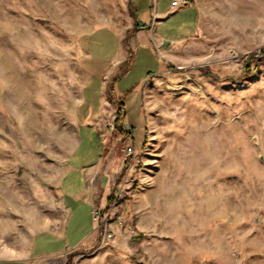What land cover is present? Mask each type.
<instances>
[{
  "label": "rangeland",
  "instance_id": "rangeland-1",
  "mask_svg": "<svg viewBox=\"0 0 264 264\" xmlns=\"http://www.w3.org/2000/svg\"><path fill=\"white\" fill-rule=\"evenodd\" d=\"M172 1L0 0V259L24 257L35 219L48 210L41 198L72 150L73 163L90 164L104 147L98 182L112 189L107 207L123 221L112 225L114 239L129 236L125 226L138 232L129 236L136 264H264V57L255 56L264 49V0H188L195 10L162 19L178 26L192 13L193 27L169 37L158 13ZM155 25L157 34L166 27L161 39L150 57L138 54L125 82L135 84L154 58L157 72L126 100L121 128L108 124L104 146L75 119L79 65L108 69L122 29L126 69L130 42L140 31L151 37ZM113 89L110 81L109 98Z\"/></svg>",
  "mask_w": 264,
  "mask_h": 264
},
{
  "label": "crops",
  "instance_id": "crops-1",
  "mask_svg": "<svg viewBox=\"0 0 264 264\" xmlns=\"http://www.w3.org/2000/svg\"><path fill=\"white\" fill-rule=\"evenodd\" d=\"M190 7L195 10L192 6H187L186 9ZM173 11L174 8L171 6L158 13L161 19L158 25L159 23L161 26L170 24L167 30L169 37H176L178 32L191 29L194 21L192 13L188 22L178 26L175 25V22L171 24L169 20L166 22L167 19H162ZM147 15V20H149V13ZM156 27L157 25L152 27V31L149 33L151 37L140 31L134 37L135 40L130 42L134 54L130 65L124 70L123 64L127 59L129 49L123 46V37L126 33L122 29H120V33L118 32L119 45L116 56L113 57L112 64L108 69L96 73L93 72L92 68L96 69L97 66L91 64L86 72L79 65L83 84L78 101L80 107L79 110H75V119L79 125H85L91 130V136H95L96 133L99 136L96 135L99 141L103 136L105 139L104 146L108 144L109 136L112 134L108 129V124L115 120L119 109L122 108L126 114V100L131 96L137 97L142 83L150 77L149 75L157 72H153L156 69L154 68L155 65L158 64L154 58L151 66L139 74L138 83H136L137 81L135 84L125 82L132 71V66L137 61L138 54L142 52V55L150 57L152 45L156 44V39H161L160 36L163 35L166 27H163L160 34L156 33ZM138 38L140 39L138 42L140 49H137L136 40ZM80 43H78V59L87 61L90 52ZM96 75L98 76V90L101 100L97 108L93 109L91 106L93 91H91L90 86ZM110 81H114L111 98L106 94V88ZM116 103H120L121 107L116 106ZM105 151L106 148L101 147L95 154L93 162L78 164V162L73 163L78 147L72 150L67 162L62 165L60 176L52 178L49 183L53 192L51 194L44 193L41 198L42 203L39 207L48 208V210L40 211L37 219H35V226L28 236L24 257L17 259L1 258L0 264H67L70 259L71 264H136L130 250L129 245L132 241L129 236L120 241L113 239L109 241L108 245L100 246L101 237L96 229L94 210L96 208L105 209L112 193L110 187H102L98 182V178H102L105 174Z\"/></svg>",
  "mask_w": 264,
  "mask_h": 264
},
{
  "label": "built area",
  "instance_id": "built-area-1",
  "mask_svg": "<svg viewBox=\"0 0 264 264\" xmlns=\"http://www.w3.org/2000/svg\"><path fill=\"white\" fill-rule=\"evenodd\" d=\"M188 4H189L188 0H173L171 6L174 9H180L182 7H186ZM255 56L257 58H263L264 49L258 50ZM123 114L126 115L125 113ZM127 125L128 124L126 123L124 129H126ZM127 151H128L127 153L128 156H131L132 154H134L135 150L133 147L129 146ZM94 215L96 219V229L101 237L100 246L103 247L108 245L109 241H112L115 238L114 229L112 225L117 224L118 226H121L123 225V221L120 217L118 218L113 217L111 210L107 208L106 209L96 208L94 210ZM125 232L127 235L131 237L138 236L137 230L133 227L125 226Z\"/></svg>",
  "mask_w": 264,
  "mask_h": 264
},
{
  "label": "trees",
  "instance_id": "trees-1",
  "mask_svg": "<svg viewBox=\"0 0 264 264\" xmlns=\"http://www.w3.org/2000/svg\"><path fill=\"white\" fill-rule=\"evenodd\" d=\"M129 10H130V14L132 15V17L134 18V22H135V31L137 30H141L144 28V25L141 24V21H140V18H139V11L137 10L136 6H134L131 2H129ZM125 119V115L123 114L122 111H118L117 113V117L115 119V125L118 129L121 128V124L123 122V120ZM127 134L133 136V130L132 132L130 131H126ZM131 161V158H129L127 161H126V164H129V162ZM112 199H113V195H110V197L108 198V202L112 203ZM109 207H107V209H109ZM68 264H71V259L69 260Z\"/></svg>",
  "mask_w": 264,
  "mask_h": 264
}]
</instances>
